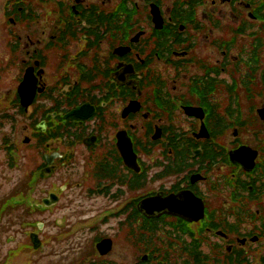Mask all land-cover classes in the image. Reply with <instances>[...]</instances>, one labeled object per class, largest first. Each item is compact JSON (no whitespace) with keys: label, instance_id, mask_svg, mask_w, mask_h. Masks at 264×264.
Returning a JSON list of instances; mask_svg holds the SVG:
<instances>
[{"label":"flooded vegetation","instance_id":"flooded-vegetation-1","mask_svg":"<svg viewBox=\"0 0 264 264\" xmlns=\"http://www.w3.org/2000/svg\"><path fill=\"white\" fill-rule=\"evenodd\" d=\"M1 19L0 170L32 167L0 182V220L78 195L97 217L53 223L90 220L99 257L114 221L136 264H264V0H5Z\"/></svg>","mask_w":264,"mask_h":264},{"label":"rangeland","instance_id":"rangeland-1","mask_svg":"<svg viewBox=\"0 0 264 264\" xmlns=\"http://www.w3.org/2000/svg\"><path fill=\"white\" fill-rule=\"evenodd\" d=\"M5 0H0V67L3 66L5 37L4 26L1 21V8ZM264 38V32L262 33ZM10 71H7L0 78V94L8 95L9 85L11 84L10 77L7 76ZM26 154V153H25ZM28 162V161H27ZM26 162V163H27ZM23 167L17 171L2 172L0 170V182L4 184L5 193L3 196H11L19 190H23L28 181V173L31 169V164H23ZM46 183L37 184L32 190L34 198L40 199L46 194ZM69 199L72 204L59 207L52 213L46 212H32L29 209L37 203H30L27 207H16L15 202L18 198L12 201L13 206L7 205V212L4 213L2 220H0V264H136L139 258L142 259L144 255L143 247L131 246L128 237L117 228V222L110 221L106 226L100 227L102 234L108 235L113 244L111 251L106 256L99 257L95 252L93 239L96 233L89 230L91 224H88L82 232H73L68 236L59 237L61 230L65 228H57L53 221L58 218L63 211L74 212L83 208V214L86 217H97L99 201L95 200L90 204H81L78 195L71 196ZM18 206V205H17ZM29 208V209H28ZM31 211H33L31 209ZM40 223L42 235L40 240L43 241L41 248L34 251L27 235L33 232V225ZM82 230V227L79 229ZM75 231V230H72ZM77 231V230H76ZM31 237V236H30Z\"/></svg>","mask_w":264,"mask_h":264},{"label":"water","instance_id":"water-1","mask_svg":"<svg viewBox=\"0 0 264 264\" xmlns=\"http://www.w3.org/2000/svg\"><path fill=\"white\" fill-rule=\"evenodd\" d=\"M30 238H31V242L33 244V248L35 250L38 249L40 247V244H39L36 236L31 235ZM111 246H112L111 241L104 240L97 245V251L99 252V254L101 256H106L111 251Z\"/></svg>","mask_w":264,"mask_h":264},{"label":"trees","instance_id":"trees-1","mask_svg":"<svg viewBox=\"0 0 264 264\" xmlns=\"http://www.w3.org/2000/svg\"><path fill=\"white\" fill-rule=\"evenodd\" d=\"M109 264H111V263H109Z\"/></svg>","mask_w":264,"mask_h":264}]
</instances>
